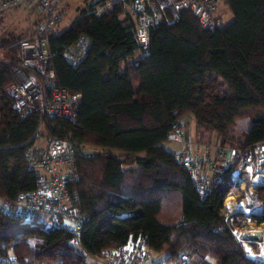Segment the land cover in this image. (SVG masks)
I'll return each instance as SVG.
<instances>
[{"label":"trees","instance_id":"trees-1","mask_svg":"<svg viewBox=\"0 0 264 264\" xmlns=\"http://www.w3.org/2000/svg\"><path fill=\"white\" fill-rule=\"evenodd\" d=\"M104 1H89L67 29L49 36L57 83L80 96L75 121L21 118L5 93L19 42L34 35L39 20L0 40V261L89 264L87 257L133 243L167 261L187 255L189 264H264L225 222L223 200L238 187L230 169L201 196L176 153L162 145L186 114L216 130L223 145L235 120L247 116L250 127L238 146L264 141V0H223L234 19L214 28L182 11L177 21L150 29L146 49L135 17L116 2L98 13ZM41 124L47 137L86 144L92 153L75 154L78 177L68 183L86 216L78 245L63 226L46 227L1 207L37 188L25 154ZM255 193L262 208L250 220L259 225L264 186ZM238 217L247 219L234 214L231 226H243Z\"/></svg>","mask_w":264,"mask_h":264},{"label":"built area","instance_id":"built-area-1","mask_svg":"<svg viewBox=\"0 0 264 264\" xmlns=\"http://www.w3.org/2000/svg\"><path fill=\"white\" fill-rule=\"evenodd\" d=\"M60 2L61 0H0V12L27 6L33 7L39 15L34 35L19 42V66L11 70L14 81L5 89L21 118L30 113L71 121L77 118L80 96L57 83L48 46L49 36L62 17ZM114 2L124 5L135 17L137 41L146 49L150 29L165 20L177 21L185 10L191 11L203 28L219 26V20L213 12L223 0H105L96 11L100 13ZM182 127L181 123L172 132L173 139L181 143V149L176 152V160L185 168L201 196H204L210 190L211 179L204 173L203 163L210 153L206 146L191 151L189 143L184 140ZM37 136L38 132L25 154L28 167L37 175V188L29 194L20 193L14 201H2L1 207L9 213L37 219L46 227L63 226L72 233L71 243L78 245V236L86 216L77 203V192H71L68 183L78 177L75 154L78 152L91 157L92 153L86 144L76 146L66 138L57 136H48L43 143H39L36 142ZM217 154L222 158V163L215 167L214 178L230 169V179L238 186L239 191L229 196L236 202L244 201L245 205L255 203L261 210L262 203L257 199L255 190L264 186V141L249 147L218 146ZM237 197H240L239 201ZM225 198L222 204L225 222L234 236L242 242L239 228L231 226L229 220L236 213L226 209ZM93 260L94 264H189L190 257L182 255L167 261L158 258L147 247L130 243L109 249L101 258ZM0 264L27 263H20L14 257H9L0 261Z\"/></svg>","mask_w":264,"mask_h":264},{"label":"rangeland","instance_id":"rangeland-1","mask_svg":"<svg viewBox=\"0 0 264 264\" xmlns=\"http://www.w3.org/2000/svg\"><path fill=\"white\" fill-rule=\"evenodd\" d=\"M89 1L91 0H61L59 9L61 11L62 17L57 23L55 31L57 33H60L67 29L71 22L79 16L80 10L84 8ZM213 15L219 20L220 25L229 24L234 19L231 11L223 2L217 5L213 12ZM37 20H39V15L36 10L27 6H19L17 8L0 12V40L5 37H8L9 35L12 36L21 34L22 31L26 30V28H28L32 24L34 25ZM0 61H4V55L1 50ZM17 66H19V64ZM186 120L188 121V124H190V126H188L187 123H185L186 126L190 128V130H192V132L190 133V137L188 136L189 140L187 142L191 144L190 142L192 140V144L196 142L199 146H206L210 153L209 160L217 165H220L222 163V158L217 155V149L218 146L223 143L221 135L216 130L210 127L199 126L194 124V118L189 114L183 116V123L186 122ZM185 124L183 125L185 126ZM249 127L250 123L249 118L247 116L236 119L230 130L225 135L227 137V140H225L226 146L234 147L237 146L239 142H242L249 130ZM46 137L47 135L43 133V125L41 124L38 129V136L36 138V142L43 143ZM162 145L165 149L170 151L177 150V148H180V144L177 143L173 139V137L172 139L164 142ZM197 145H194L193 147ZM238 191L239 189L237 188L229 192V194L225 198V201L229 197L234 200V198L229 195L236 194L238 193ZM239 199L240 197H237L238 201ZM239 202H242L244 204V201ZM245 206H247V208H250V211L245 214L247 219L241 220V218L238 217V219L241 221L240 223L243 224V226L239 228L242 244L245 248V251L251 258L264 260V223L257 225L250 220L252 214H257L259 212L260 207H258V205L255 203H250ZM239 213L240 212L236 214ZM256 233L261 234V241L251 243L244 239V237L248 236V234ZM157 257L160 258L161 255L157 254ZM86 260L89 264H94V260L91 257H87ZM191 264H194L193 260Z\"/></svg>","mask_w":264,"mask_h":264},{"label":"crops","instance_id":"crops-1","mask_svg":"<svg viewBox=\"0 0 264 264\" xmlns=\"http://www.w3.org/2000/svg\"><path fill=\"white\" fill-rule=\"evenodd\" d=\"M194 122H195V121H194ZM185 123H187V125L190 126V124H188V121H187V120H186V122H184L183 124H185ZM194 124H196V123H194ZM196 125H197V124H196ZM195 129H196V127H195ZM195 129H194V130H195ZM182 130H183L184 140H185V141H188V140H189V139H188V136L190 137V133L192 132V130H190V128H188V127L186 126V124H185V126L183 125ZM176 142L180 144V148H181V143H180L179 141H176ZM190 143L192 144V140H191ZM191 144H189V149H190L191 151H195L196 149H200V148L203 147V146H199V145H197L196 142H194V143L192 144V146H191ZM194 145H197V146L193 147ZM222 145H223V144H220L219 146H222ZM223 146H226V144L223 145ZM178 147H179V146H178ZM180 148H179V149L177 148V150H171V151L176 153L178 150H180ZM169 151H170V150H169ZM217 155H218V154H217ZM209 158H210V155H209L208 158H206V159L204 160V163H203V169H204V170H203V171H204V173H205L210 179H212V178L214 177L215 167H217L218 165L215 164L214 162L210 161Z\"/></svg>","mask_w":264,"mask_h":264},{"label":"bare ground","instance_id":"bare-ground-1","mask_svg":"<svg viewBox=\"0 0 264 264\" xmlns=\"http://www.w3.org/2000/svg\"><path fill=\"white\" fill-rule=\"evenodd\" d=\"M250 200H252L251 196L248 197ZM226 209L230 211L231 213H236V212H243L247 213L248 208L245 206L242 202H236L234 201L231 197L227 198L225 201ZM257 231V230H256ZM262 250V249H261ZM262 253V252H261ZM251 254V253H250Z\"/></svg>","mask_w":264,"mask_h":264},{"label":"water","instance_id":"water-1","mask_svg":"<svg viewBox=\"0 0 264 264\" xmlns=\"http://www.w3.org/2000/svg\"><path fill=\"white\" fill-rule=\"evenodd\" d=\"M236 213H238V212H236ZM240 213H243V212H240ZM244 239L251 242V243L256 242V241H261V234L260 233L248 234V236L244 237Z\"/></svg>","mask_w":264,"mask_h":264}]
</instances>
